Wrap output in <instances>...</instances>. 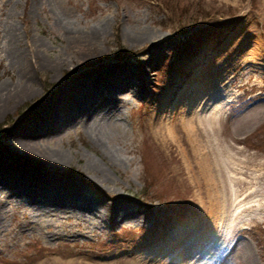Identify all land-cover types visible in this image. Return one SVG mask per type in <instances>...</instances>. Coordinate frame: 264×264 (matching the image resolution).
Returning a JSON list of instances; mask_svg holds the SVG:
<instances>
[{
  "label": "rangeland",
  "instance_id": "374dc122",
  "mask_svg": "<svg viewBox=\"0 0 264 264\" xmlns=\"http://www.w3.org/2000/svg\"><path fill=\"white\" fill-rule=\"evenodd\" d=\"M142 32L149 37L132 39ZM12 54L28 63L35 92L0 114V160L38 178L45 174L37 162L6 132L52 95L71 65L95 76L97 65L119 64L142 74L143 88L113 96L97 88L91 104L106 98L113 118H98L95 133L79 123L35 141L65 155L59 177L79 186V198L102 197L121 217L99 224L75 210L45 219L31 212L27 196L4 188L0 264H43L48 257L56 264H127L126 254L150 243L190 264H264V0H0V85L25 82ZM215 74L222 80L210 94L223 104V119L212 141L225 149L229 172L213 159L226 207L207 215L204 240L195 205L215 202L210 177L206 190L200 172L188 171L185 145H160L151 121L159 104L168 111ZM128 213L137 219H123ZM188 242L190 252L177 248Z\"/></svg>",
  "mask_w": 264,
  "mask_h": 264
},
{
  "label": "bare ground",
  "instance_id": "6f19581e",
  "mask_svg": "<svg viewBox=\"0 0 264 264\" xmlns=\"http://www.w3.org/2000/svg\"><path fill=\"white\" fill-rule=\"evenodd\" d=\"M100 31L101 29L96 33ZM148 37L149 34L142 32L134 35L132 39L142 41ZM96 39L97 37H93L86 43L90 44ZM160 44L159 42L158 45ZM12 60L20 67L21 78L19 81L24 80L25 82L13 86L0 85V114L8 109L12 101L33 96L35 92L34 78L32 75L30 76L28 63L26 61L21 62L13 54ZM71 66L72 68L68 69L69 71L65 73V76L61 80L58 79L52 95L42 105L36 106L33 112L18 120L6 132L7 137L20 144L25 153L38 163L35 164L36 168L43 171L44 178H38L32 172L24 173L23 170L17 168V165H8L6 161L0 160V191L4 188H10L11 192L18 196H27L31 212L37 216L42 215L45 219L51 216L55 217L57 214L66 216L71 211L77 210L82 216L88 215L99 224H107L121 217L116 213V208L112 202H108L102 197L95 201L85 197L79 198V186L72 182L67 184V180L59 177V174L62 175L63 173L61 171L62 166L66 163L65 155L59 151L45 152L40 150L35 141L39 137L57 134L79 123L84 124L88 131L95 133L100 126V123L96 121L98 118L101 121L102 119H111L115 115L106 98L97 107H93L91 101L95 96L96 89L99 88L102 94L104 91L107 92V96H113L124 90L138 95L143 88L141 85L143 75L136 76L131 69L127 70L126 73L123 66L108 62H103L95 67L98 72L95 76L89 74L88 68ZM188 66L193 68L194 64H188L187 68ZM147 67L151 66L147 63ZM200 73H206V69ZM105 76L108 77L107 85L102 87L98 84L106 81L102 79ZM221 80L220 74H215L213 78L204 76L192 87V95L189 96L188 100H185L184 95L183 100L179 104L169 107L168 111L164 108V103L159 104L158 111L156 114L153 112L151 121L152 133L160 145L172 151H174V145H185L184 158L188 161V171L193 174L200 172L202 180L207 182L204 185L206 190L210 177L212 189H215V202L209 204L207 198L206 200L201 198L195 205L197 213L195 220L200 221L202 219L204 240L207 232L205 221L207 215L215 211L220 214L226 207L219 195V192H223V190L217 191L216 176L212 174L211 169V162L214 160L220 162L223 172L227 168L229 169L225 149L223 150L220 146L219 140L212 141L215 139L218 125L223 119V104L221 101H216L219 99L210 92L213 84ZM179 127L183 128L185 135H183V130L180 129L179 131ZM184 136L187 139H184ZM194 159H198L199 162H195ZM197 163L198 165H196ZM87 167L97 173L101 172L96 164L88 163ZM228 172L227 170L226 174ZM226 174L224 175L226 176ZM95 178L99 181V174ZM83 183L90 186L85 180ZM86 191L82 195H87L88 192ZM124 218L129 221L137 219L135 214L129 215V213ZM167 244L170 247V241ZM159 245L150 243L147 249L136 250L126 254L122 259L127 264H190L188 261L179 258L181 255L179 252L171 258L170 252L159 251L158 249L162 248V245L158 248ZM190 247H192V242H188L184 246L180 244L177 248H180L181 252H190ZM170 251L173 252L171 247ZM72 262L79 263L76 260ZM43 264L56 263L48 257L43 261Z\"/></svg>",
  "mask_w": 264,
  "mask_h": 264
}]
</instances>
